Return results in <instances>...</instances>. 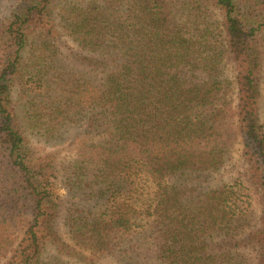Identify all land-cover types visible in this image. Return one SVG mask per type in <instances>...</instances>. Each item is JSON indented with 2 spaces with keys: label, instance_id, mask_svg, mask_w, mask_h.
<instances>
[{
  "label": "trees",
  "instance_id": "16d2710c",
  "mask_svg": "<svg viewBox=\"0 0 264 264\" xmlns=\"http://www.w3.org/2000/svg\"><path fill=\"white\" fill-rule=\"evenodd\" d=\"M263 87L264 0H0V264H264Z\"/></svg>",
  "mask_w": 264,
  "mask_h": 264
},
{
  "label": "rangeland",
  "instance_id": "374dc122",
  "mask_svg": "<svg viewBox=\"0 0 264 264\" xmlns=\"http://www.w3.org/2000/svg\"><path fill=\"white\" fill-rule=\"evenodd\" d=\"M54 12H55V18H57L58 20L59 8H56ZM57 43L59 45V48L61 49V54L63 53L62 57L63 58H65L66 56L68 57L67 61L64 59L65 61L63 63H65L66 65L68 64L74 65L73 58L80 51L78 46L75 43H73L71 39L65 36L62 32L60 35V39ZM260 114H261L262 120L264 121V90H263L262 98L260 102ZM71 137L72 136H69L67 139H65L63 144L47 145L43 141H40L38 139L32 138L31 136H28L30 146L36 151L37 154L42 155V156L47 155V154H54V153L58 154L59 155L58 162H59L60 168L62 167L63 164H67L69 161L73 159L74 149L73 147H71L72 149L69 148V145L71 144V140H72ZM242 153H243V144L240 141L236 144L233 150L231 163L222 173V178L226 182H233L234 178H236L238 175H240L246 170L247 165L243 160ZM62 175L63 174L59 175L60 181L58 182L57 193L61 196L62 200H66V198L68 197V191L66 187L64 186V184L61 183Z\"/></svg>",
  "mask_w": 264,
  "mask_h": 264
}]
</instances>
